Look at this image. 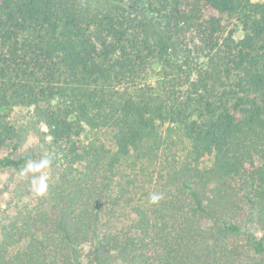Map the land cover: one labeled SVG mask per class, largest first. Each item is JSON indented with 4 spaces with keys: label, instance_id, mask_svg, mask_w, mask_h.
I'll use <instances>...</instances> for the list:
<instances>
[{
    "label": "trees",
    "instance_id": "16d2710c",
    "mask_svg": "<svg viewBox=\"0 0 264 264\" xmlns=\"http://www.w3.org/2000/svg\"><path fill=\"white\" fill-rule=\"evenodd\" d=\"M3 175L0 264H264V0H0Z\"/></svg>",
    "mask_w": 264,
    "mask_h": 264
},
{
    "label": "rangeland",
    "instance_id": "374dc122",
    "mask_svg": "<svg viewBox=\"0 0 264 264\" xmlns=\"http://www.w3.org/2000/svg\"><path fill=\"white\" fill-rule=\"evenodd\" d=\"M256 2L257 1H260V0H255ZM213 14H216V12H212ZM223 21H224V24L229 28V29H233L234 30V36H235V39L236 40H240L243 38L244 36V32L242 31V26L236 21V20H233L227 16L223 17ZM156 77L153 73H149L148 76H147V80L149 83L151 84H155L156 82ZM29 114V110H26V109H16L14 110L12 113H10V118L13 120V121H20L22 119H25L26 115ZM29 144H34L35 143V138L34 137H31L29 142ZM209 163V160L207 161ZM46 175L47 176V179H48V169H43L41 173H29L26 175V178H31L33 180L34 177H38L39 175ZM8 175H3L0 180L1 182H6L7 179H8ZM2 186V185H1ZM0 186V188H1ZM11 199H9V196H5L4 198H2V200L0 201V210L1 209H6V208H9L8 207V202H10Z\"/></svg>",
    "mask_w": 264,
    "mask_h": 264
},
{
    "label": "clouds",
    "instance_id": "9594fccd",
    "mask_svg": "<svg viewBox=\"0 0 264 264\" xmlns=\"http://www.w3.org/2000/svg\"><path fill=\"white\" fill-rule=\"evenodd\" d=\"M51 161L48 159H42L38 163H34L29 161L25 168L21 171L20 175L23 177L29 173H41L43 169H46L50 165ZM48 188L47 184V176L39 175L38 177H34L32 180V190L35 195L43 196ZM163 199L162 193L153 192L149 196V201L151 204L156 205Z\"/></svg>",
    "mask_w": 264,
    "mask_h": 264
}]
</instances>
